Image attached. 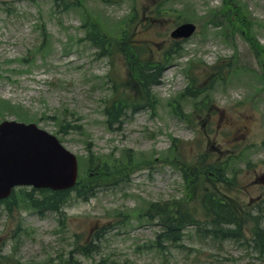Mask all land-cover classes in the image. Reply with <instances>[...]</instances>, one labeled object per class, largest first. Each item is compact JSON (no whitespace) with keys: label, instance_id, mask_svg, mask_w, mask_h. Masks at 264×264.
I'll list each match as a JSON object with an SVG mask.
<instances>
[{"label":"rangeland","instance_id":"374dc122","mask_svg":"<svg viewBox=\"0 0 264 264\" xmlns=\"http://www.w3.org/2000/svg\"><path fill=\"white\" fill-rule=\"evenodd\" d=\"M70 1L77 7L0 0V123L23 118L57 136L83 176L90 155L116 168L125 163V181L116 187L112 177L87 200L70 194L61 216L39 215L30 207L33 195L1 204L0 264H264L244 240L254 218H244L236 241L193 226L180 242L160 247V226L143 218L153 202L186 201L209 226L201 200L213 190L238 200L245 213L257 212L253 202L264 195V64L261 70L255 47L264 54V0ZM90 21L113 47L102 53L86 40L89 28L82 27ZM185 23L197 33L172 39ZM122 40L126 55L132 45L141 47L136 58L167 54L160 84L148 94L150 110L134 109L144 106L145 94L134 87L135 69L128 73L126 64H136L120 52ZM120 98L125 118L109 126L106 108ZM220 161L226 180L215 185L209 169Z\"/></svg>","mask_w":264,"mask_h":264},{"label":"water","instance_id":"95a60500","mask_svg":"<svg viewBox=\"0 0 264 264\" xmlns=\"http://www.w3.org/2000/svg\"><path fill=\"white\" fill-rule=\"evenodd\" d=\"M195 27L186 24L174 37H189ZM76 158L55 137L35 125L4 122L0 125V198L15 185L64 189L73 185Z\"/></svg>","mask_w":264,"mask_h":264},{"label":"trees","instance_id":"16d2710c","mask_svg":"<svg viewBox=\"0 0 264 264\" xmlns=\"http://www.w3.org/2000/svg\"><path fill=\"white\" fill-rule=\"evenodd\" d=\"M63 3H67L65 7L70 6H76L71 5L72 1L68 2V0H61ZM70 3V4H69ZM89 23V22H88ZM99 29H95V26L92 25V28L90 31H88V37L91 41H95L94 38L91 37V34H94L98 32ZM261 49L259 48V53L256 50V53L259 55V62L262 65V62L264 64V54L260 52ZM137 82L141 88V90L144 93L149 94V89L152 85L157 84L161 75V67L159 64L155 65L152 63L145 62V66H140L137 71ZM263 81H264V74H263ZM148 98V96H145ZM141 101V99H140ZM142 102V101H141ZM144 103V102H143ZM150 105V104H149ZM128 106L125 104V99H118L117 101H114L108 108H106V115H107V121L110 125L120 124L121 120L124 117L125 109ZM142 108H137V106L134 107L136 111H139ZM114 173L111 169L108 168L106 165L97 164L95 169V175L94 180L89 185L88 183L81 184L79 187H75V190L81 191L80 193L82 195L85 194H92L93 193V184L97 183V181L101 178V175H115L116 170L113 169ZM120 175V178L117 181L123 180V175L125 174L124 171L118 173ZM112 176V177H113ZM88 180H91L90 177H88ZM68 194V192H62L59 194L52 193L47 194L49 195L45 202L44 206L47 209L51 210H57L60 203L63 200V197ZM208 209L211 210V213L209 215L211 218V223L213 226H217L215 229L216 233L223 232L225 236L228 237H236L237 235L241 234V230L244 229L247 226L248 221H252V218H254L253 222V230L251 232L252 239L251 241L253 244L262 252H264V199L259 203V206L257 208V212L250 215L248 212L244 213V211L241 209H238L234 204L229 202H222L218 199H212L208 203ZM166 210V207L161 206L160 211L164 213ZM155 207L149 211V215L157 214ZM165 219H163V226L165 227V231L161 234V237L167 240H177V237L180 236V233H182L183 229L185 228V224L189 223L192 215L190 214H182L179 211V217L177 219L173 218L170 215V210L168 209L167 213L164 215ZM244 218H247V222H245ZM221 225H229V226H235V229H222ZM242 235V234H241Z\"/></svg>","mask_w":264,"mask_h":264},{"label":"bare ground","instance_id":"6f19581e","mask_svg":"<svg viewBox=\"0 0 264 264\" xmlns=\"http://www.w3.org/2000/svg\"><path fill=\"white\" fill-rule=\"evenodd\" d=\"M205 195H206V194H203L202 197L205 196ZM242 207H243V205H242Z\"/></svg>","mask_w":264,"mask_h":264}]
</instances>
